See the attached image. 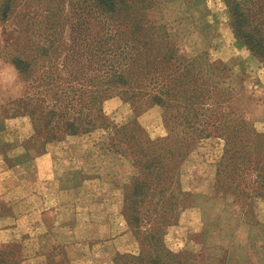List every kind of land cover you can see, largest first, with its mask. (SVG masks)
<instances>
[{
	"label": "rangeland",
	"instance_id": "1",
	"mask_svg": "<svg viewBox=\"0 0 264 264\" xmlns=\"http://www.w3.org/2000/svg\"><path fill=\"white\" fill-rule=\"evenodd\" d=\"M91 1L0 0V173L12 168L21 144L32 137L47 147L89 145L98 173L96 193L84 197L59 186L50 200L36 201L29 182L12 187L0 199V247L19 241L14 256L20 264H113L125 253L143 255V264H240L237 244L227 243L231 233L218 239L198 230L204 218L205 227L252 229L249 264H264V60L236 37L223 0H154L138 20L164 28L186 59L201 58L219 68V92L207 105L216 121L202 135V127L189 130L183 124V110L155 106L147 97L129 99L124 94L128 88H119L103 106L109 123L127 127L110 138L116 143L111 146L103 130L82 131L96 111L87 96L82 104L81 91L83 86L93 90L96 82L76 81L67 73L72 69L62 64L63 49L75 46L71 40L81 44L82 32L89 29L86 21L92 24L87 35L94 33V15L87 17L85 11ZM93 39L85 40L93 44ZM50 40L58 41V64L51 58L44 63L39 56L28 74L15 67L14 59L42 55ZM84 66L94 69L93 62ZM89 76L95 77L93 72ZM125 98L130 103L121 101ZM238 119L253 142L248 162L242 161V150L222 159L226 142L216 127H224L226 120L232 121L227 127H239L241 120L234 123ZM133 134L141 140L139 149L149 137L164 141L177 155L161 160L146 177L148 159L132 148L127 137ZM194 194L202 195L196 202L205 214L182 222ZM210 195L221 201L220 211H207L217 209L210 207ZM227 207L234 211L227 214ZM31 208L47 212L40 216ZM168 217L171 222L163 224ZM177 229H182L175 235L180 241L170 234ZM188 229L195 232L190 235ZM211 248L219 254H210ZM167 251L171 254L165 258L161 253Z\"/></svg>",
	"mask_w": 264,
	"mask_h": 264
},
{
	"label": "trees",
	"instance_id": "2",
	"mask_svg": "<svg viewBox=\"0 0 264 264\" xmlns=\"http://www.w3.org/2000/svg\"><path fill=\"white\" fill-rule=\"evenodd\" d=\"M223 1L229 11L230 25L236 37L244 41L258 58L264 60V0ZM91 2L85 11L87 17L94 15V33L87 35L92 24L86 21L85 25L89 29L84 30L82 34L84 33L85 39L86 36L94 37V43L90 44V41H86L82 36L79 38L80 45L75 40H71L75 46L63 49L66 57L62 62L63 66L66 65L65 67L72 69L67 73L76 81L83 82L86 79L88 84L90 80L96 82L93 90L82 85L80 98L82 104L84 96H87L92 106L90 107L95 108L96 111L94 119H89L86 124L89 128H83L82 131L85 130L84 132L88 134L101 129L109 140L113 135L124 133L122 131H125L127 127L109 123L107 118L109 114H106L103 109L105 103L119 88H128L124 94L126 96L130 94L129 99L147 97L154 102L155 106L177 107L183 110L180 116L181 121L189 130H199V127H202L200 134L204 135L206 127H214L211 122L216 120L207 105L218 95L219 88L215 77L220 70L201 58L186 59L177 47L172 46L164 28L146 25L138 20L140 12L152 6L154 0H92ZM57 44L58 41L50 40L48 46L43 47L42 55H36L33 60L14 59L13 64L22 74L31 72L33 61L37 62L40 58L44 60V63L51 58L58 64V57H54L60 55L57 52L59 48ZM83 45L84 48H82ZM51 50L52 53H50ZM89 51L93 53L90 54ZM84 62L86 64L93 62L94 69L82 67ZM204 66H207V69H204ZM75 70L77 72H74ZM90 72H93L95 77L90 78ZM79 77L82 78L79 80ZM45 80L50 81V78L45 77ZM121 101L124 104L130 103L126 98ZM52 104L57 107L58 100H53ZM51 112L53 113L54 110ZM140 114L141 112L137 111V115ZM231 122L226 120L225 124L223 123L224 127H221L222 125L216 127L220 133L219 139L226 142L222 159L227 154H238L242 150L244 151L242 161L248 162L253 154L251 152L253 142L244 135L245 131L241 128L245 122L241 120L239 127H227L226 124ZM69 126L75 130L79 129L73 124ZM127 138L132 148L136 147L137 156L148 159L145 168L148 171L146 177L151 176L149 170H153L156 164H161V160L173 159L177 155L167 149L164 141H154L148 137L139 149L141 140L138 137L133 134ZM110 143L111 146L116 145L114 140H110ZM178 159L182 161L181 153ZM162 220L165 225L171 222L169 217ZM149 236L153 240L156 239ZM19 246V241H13L0 247V264H20L15 263L14 256ZM170 254L169 251L166 254L161 253L165 258H168ZM144 262L143 255L132 256L125 253L117 255L113 264H143ZM154 263L157 264L155 260Z\"/></svg>",
	"mask_w": 264,
	"mask_h": 264
},
{
	"label": "crops",
	"instance_id": "3",
	"mask_svg": "<svg viewBox=\"0 0 264 264\" xmlns=\"http://www.w3.org/2000/svg\"><path fill=\"white\" fill-rule=\"evenodd\" d=\"M13 164L11 169L0 173V199L12 187L28 182L30 183L32 197L36 201L41 200L45 202L50 200L59 186L71 188L79 197L96 193L98 173L95 169L93 151L85 143H73L68 147H47L37 138H28V140H25L21 144L20 152L15 156ZM201 196L192 195L191 204L189 209L184 213L182 222H186L185 220L189 216L202 213L201 211L205 214L201 206L202 204L196 202L198 197ZM210 196V198H207V200L212 202L210 207L217 206V209L214 210L212 207L208 208L207 211H210V213L220 211V207H223L219 203L221 201L212 197L213 195ZM231 211H234V209L231 207L226 208L227 214ZM30 212L43 216L47 211L42 209L40 213H37L36 209L31 208ZM197 222L198 219H196V223L193 225L196 228L199 226ZM199 222H201L202 226L200 225L198 230L204 231L203 233L206 236L210 235L213 238L221 239L222 233H231L227 243L237 244V248L241 253L238 258L240 264H249L247 251L252 245L254 236L252 229L247 226H241L236 229L229 230L228 228L226 230V227L224 229L223 226L213 228L212 224H206L205 227L204 218ZM15 224L18 223L16 222ZM31 226L32 224H30ZM15 229L17 228H11L10 230L15 231ZM43 229L46 233V227H43ZM181 230L177 229L170 233L175 241H180L175 238V235L180 234ZM188 231L190 235L195 232L192 229H188ZM216 250V248H211L208 252L212 255L219 254V250L217 252Z\"/></svg>",
	"mask_w": 264,
	"mask_h": 264
}]
</instances>
